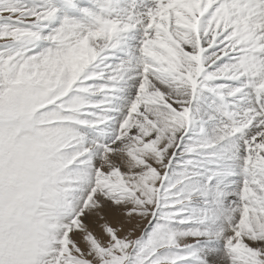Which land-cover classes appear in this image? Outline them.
<instances>
[{
	"label": "snow or ice",
	"instance_id": "1",
	"mask_svg": "<svg viewBox=\"0 0 264 264\" xmlns=\"http://www.w3.org/2000/svg\"><path fill=\"white\" fill-rule=\"evenodd\" d=\"M0 264H264V0H0Z\"/></svg>",
	"mask_w": 264,
	"mask_h": 264
}]
</instances>
